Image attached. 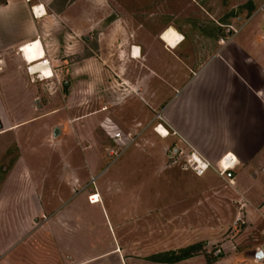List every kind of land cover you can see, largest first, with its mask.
Masks as SVG:
<instances>
[{"label":"rangeland","instance_id":"obj_1","mask_svg":"<svg viewBox=\"0 0 264 264\" xmlns=\"http://www.w3.org/2000/svg\"><path fill=\"white\" fill-rule=\"evenodd\" d=\"M26 1L45 10L40 36L27 44L44 48L50 74L29 75L28 62L24 65L28 99L12 104L24 114L9 122L26 125L22 142L28 148L44 146L34 155L25 151L17 173L55 170L45 186L44 211L51 209L52 189L58 190L59 158L74 151L70 162L82 176L79 152L91 148L106 161L96 171L104 202L89 205L85 193L53 199L79 218L83 248L107 249L126 233L129 264H256L253 253L264 252V166L236 167L220 176L212 165L199 176L186 167L192 149L155 132L158 126L166 129L160 113L171 92L218 48L216 29L221 40L237 31L219 28L211 6L208 15L199 8L226 0ZM186 15L192 24L186 25ZM170 27L184 30L182 43L172 50L160 41ZM134 47L140 50L136 60ZM56 127L62 134L54 140ZM15 141L0 153V188L3 168L10 171L16 160L8 159ZM94 151L84 155L89 159ZM128 183L135 189L132 200L123 191ZM8 186L11 196L21 184ZM91 201L99 203L100 196ZM119 218L128 219L125 229H117ZM4 244L0 238V248Z\"/></svg>","mask_w":264,"mask_h":264},{"label":"crops","instance_id":"obj_2","mask_svg":"<svg viewBox=\"0 0 264 264\" xmlns=\"http://www.w3.org/2000/svg\"><path fill=\"white\" fill-rule=\"evenodd\" d=\"M1 1L0 153L9 150L5 143L15 138L10 149L15 153L8 159L16 160L9 173L5 167L2 172L7 174L0 188V238L4 237L5 243L0 248V264H129L126 233L121 234L120 239L116 237V242L107 249L98 250L92 245L89 248L93 250L89 251L83 248L86 247L81 242L84 239L80 237V231H76L81 230L79 218L75 213H64L59 209L61 204L57 206L53 200L56 196L68 198L85 193L89 205L104 202L103 192L96 182V171H100L106 162L99 151L91 148L79 150L84 164L82 176L76 174L73 168L76 166L70 162L74 151L69 158H59L61 173L56 179L59 186L48 196L51 206L48 211H44L45 186L54 178L51 174L54 168L47 174L40 170H33L32 175L25 171L17 173L25 151L34 155L38 147H44L33 144L28 148L22 142L27 133L22 132L26 125L9 122V118L24 114L22 110H14L12 104L25 102L29 95L28 76L23 70L28 61L19 49L40 36L38 26L44 16L38 18L37 13L34 16L32 8L40 9L26 0ZM263 3L264 0H226L225 3H207L204 8L199 6L206 15L209 6L217 11L215 21L219 28L230 26L237 31L227 40H221L216 29L218 48L192 72L191 77L183 80L180 88L171 92L160 113L165 130L169 132V137H166L169 142L186 145L217 167L227 155L237 160L234 168L253 170L264 166ZM192 20L187 15L184 17V21H188L186 25L192 24ZM199 20L195 19L196 22ZM197 25L199 30L205 28L202 23ZM168 29L173 28L165 31ZM175 30L183 40L184 30ZM162 34L160 41L170 50L182 43L181 40L171 48L162 41ZM43 51V59H47L44 48ZM56 128L60 129L59 138L62 128ZM85 150L94 151L90 160L84 155ZM48 165L55 167V164ZM11 183H20L21 186L19 192L10 196L7 193ZM132 184H123V191L131 196V200L135 191ZM95 194L100 196V202L89 203L88 198ZM19 197L21 203L14 204L13 201ZM136 215L128 219L133 220ZM128 219L119 218L117 229H125L124 221ZM255 261L256 264H264V252L263 260Z\"/></svg>","mask_w":264,"mask_h":264},{"label":"bare ground","instance_id":"obj_3","mask_svg":"<svg viewBox=\"0 0 264 264\" xmlns=\"http://www.w3.org/2000/svg\"><path fill=\"white\" fill-rule=\"evenodd\" d=\"M35 11L38 18L45 16V10L43 7H40V11L37 9H35ZM181 40L182 39L180 38V36L173 29H168L162 34V41L171 48L176 47ZM20 52L26 58V61L33 65L30 69V74L42 73V76L48 77V75L50 74L49 67L37 64L39 61H42L44 56V52L38 42H33L31 44L22 46ZM132 53L134 59L140 58V50L138 48H133ZM155 132L162 138H166L169 135V133H167V131L162 126H159L157 128V131ZM236 164L237 160L235 159V157H232L230 155H227V157L219 163L220 167L226 170L234 168Z\"/></svg>","mask_w":264,"mask_h":264},{"label":"built area","instance_id":"obj_4","mask_svg":"<svg viewBox=\"0 0 264 264\" xmlns=\"http://www.w3.org/2000/svg\"><path fill=\"white\" fill-rule=\"evenodd\" d=\"M27 2H29V1H27ZM263 9H264V3L262 5V7H261V10H263ZM32 13H33L34 16H36L35 8H32ZM234 33H236V31H234ZM19 50H21V48ZM43 58H44V56H43ZM27 64L29 65V67L27 68V73L29 75H37V74H30V69H31V67L33 65L30 64V63H27ZM37 64L42 65V66H48L49 67V62H48L47 59H42V61H39ZM38 74H41L42 75V73H38ZM115 138L118 139V140H120V135H118V134L115 135ZM226 157L227 156L223 157V159H225ZM186 167H187V169H190L191 171H193L195 174H197L199 176L203 175L208 170L213 169L212 164L207 159H205L202 155H200L199 153H197L196 151H194L193 149H192L190 155L186 158ZM218 168H219V171H220V176L225 175V173L228 171L226 169H222L220 167V165H218ZM92 197H94V195H91L88 198L89 203L92 202L91 201Z\"/></svg>","mask_w":264,"mask_h":264},{"label":"water","instance_id":"obj_5","mask_svg":"<svg viewBox=\"0 0 264 264\" xmlns=\"http://www.w3.org/2000/svg\"><path fill=\"white\" fill-rule=\"evenodd\" d=\"M0 130H1V126H0ZM60 135V129L59 128H55L52 134L53 138H57ZM252 257L254 259H256L257 261H262L263 260V252L262 251H258L253 253Z\"/></svg>","mask_w":264,"mask_h":264}]
</instances>
